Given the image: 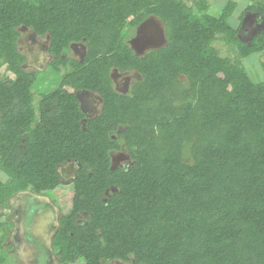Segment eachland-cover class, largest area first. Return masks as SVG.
<instances>
[{
    "label": "trees",
    "instance_id": "1",
    "mask_svg": "<svg viewBox=\"0 0 264 264\" xmlns=\"http://www.w3.org/2000/svg\"><path fill=\"white\" fill-rule=\"evenodd\" d=\"M187 1L0 0V68L14 75L0 77V205L66 183L58 167L76 160L71 209L52 238L61 264H264V80L240 63L260 53L264 70V28L244 40L236 2L214 14L206 0ZM248 11L264 23V1L251 0L239 19ZM149 17L166 43L137 55L127 38ZM22 26L49 35L42 77L56 87L40 88L23 68ZM76 42L83 61L67 55ZM112 69L140 78L122 94ZM78 89L103 101L84 126ZM111 151L129 165L111 168ZM6 223L0 264L11 260Z\"/></svg>",
    "mask_w": 264,
    "mask_h": 264
},
{
    "label": "rangeland",
    "instance_id": "2",
    "mask_svg": "<svg viewBox=\"0 0 264 264\" xmlns=\"http://www.w3.org/2000/svg\"><path fill=\"white\" fill-rule=\"evenodd\" d=\"M209 4V11L211 13L217 12L220 6L226 0H206ZM237 3V8L233 13V20L238 24L240 23V36L244 40H249L253 35L264 28V23L259 20V16L251 11H248L244 14L242 19H239L240 13L244 10L245 6L251 3V0H232ZM256 1V0H255ZM264 1V0H262ZM188 4H192L193 0H188ZM144 23H141L136 29L133 30L134 33H131L127 42L131 47H134L136 53L139 55H143L146 51L152 48L161 47L166 43V38L163 34L162 23L155 17H149ZM140 42H143L140 44ZM214 47L220 52V55L227 56L230 59H238L236 52L232 46H228L223 44L222 42L215 41L213 43ZM21 47H25L28 49V39H25V44H22ZM138 47V48H137ZM24 48V49H25ZM29 50L33 52L34 49L31 47ZM78 51V50H77ZM70 56L76 57L78 56V52L69 51ZM262 55L260 53H254L248 55L246 57L240 58V63L246 68L249 75L255 80H264V70L261 67ZM6 75H11L5 69V67L0 68V77H4ZM111 78L113 81V87L116 91L119 92H128L132 83L135 79L138 78V74L134 71H127L123 73H119L115 69L111 71ZM49 88V87H48ZM50 89V88H49ZM47 90V89H46ZM36 99L39 98L37 94H35ZM114 156L115 161L123 163L128 160V156L123 153L124 160H119L118 153L112 154ZM114 165V163H113ZM0 177L3 176L0 174ZM73 187L71 183H64L62 185L57 186L55 189L46 191L42 193V198L49 201L50 204L54 205V208H42L40 214H37L34 218L32 217L28 220L26 227H24L23 219H19V225L16 230L18 233V238L20 242V257L22 262L25 261L26 264H35V249H31L24 242V234L26 231L32 232L33 235L37 236L38 239H41L44 244L48 245L49 242V233H50V225L54 222L56 211L59 210L62 213H66L71 209V197H72ZM14 198V197H13ZM23 197L14 200V206H18L20 202H22ZM19 202V203H18ZM18 209V208H17ZM0 211L6 212L8 211L7 207H3L0 205ZM19 218V217H18ZM13 219V216H12ZM5 217H1L0 221H4ZM13 231V230H11ZM70 264V263H67ZM71 264H84V260L79 258ZM109 264H130L128 262H121L119 260H114Z\"/></svg>",
    "mask_w": 264,
    "mask_h": 264
},
{
    "label": "flooded vegetation",
    "instance_id": "3",
    "mask_svg": "<svg viewBox=\"0 0 264 264\" xmlns=\"http://www.w3.org/2000/svg\"><path fill=\"white\" fill-rule=\"evenodd\" d=\"M149 19V18H148ZM147 20V19H146ZM146 20H144L142 23H144ZM138 27V26H137ZM136 27V28H137ZM30 29V28H29ZM25 32H21L20 29V35L17 39L18 49L21 52V54L24 55V61H23V68L27 72L35 73V79H38L40 85L39 87H46V89L56 87L58 85L57 80L54 78L52 79L49 76V73H46V78H43V73L46 72L47 64L51 61L52 55L49 53V35L45 34L43 36H40L36 34L32 29H30ZM134 30V29H133ZM131 30V33H134V31ZM136 31V29H135ZM129 33V37H130ZM127 38V40L129 39ZM25 39H28V49H25L22 46V44H25ZM143 42H140L142 44ZM130 45V44H129ZM31 47H33L34 51L30 52L29 50ZM134 49V47H132ZM138 48V47H137ZM78 52V56L73 57L75 59H78L79 61H83L85 56V45L82 42H76L71 43L69 46V51ZM78 50V51H77ZM134 52L136 53V50L134 49ZM139 55L138 53H136ZM69 55V53H67ZM70 56V55H69ZM72 57V56H70ZM61 71L59 74H62L64 72V68L60 67ZM113 70V69H112ZM111 70V71H112ZM118 71L117 69H115ZM111 71H110V77H111ZM128 71H134V70H128ZM119 72V71H118ZM127 72V71H123ZM119 72V73H123ZM136 72V71H134ZM10 73V72H8ZM137 73V72H136ZM11 75H6L4 78L13 79L14 75L10 73ZM138 74V73H137ZM140 78V75L138 74V78ZM42 79V80H41ZM112 79V78H111ZM135 79V80H137ZM113 82V81H112ZM49 87V88H48ZM66 89L69 91H73L71 87L68 85H64ZM115 89V88H114ZM116 90V89H115ZM78 91H86L88 94H81L82 102L78 101L79 107H81L80 103L83 105V109L81 110L83 113V116L81 118V124H85L86 120L89 118H92L96 115H98L102 108V97L99 93L92 91V90H86V89H78L74 91L75 97ZM129 91V90H128ZM119 92V91H118ZM122 94H126L127 92H120ZM39 95V94H37ZM77 98V97H76ZM38 101V99H35ZM78 100V99H77ZM84 121V123H83ZM113 137V136H112ZM119 154V160H124L123 153L124 151H111V161L113 160L115 167H127L130 163L129 156L125 153V155L128 156V160L121 163L115 161L114 156L112 154ZM42 193L35 194L29 190L27 191H21L16 194H14L9 200H8V211L4 212L5 222L6 225L4 226L5 232H7L6 237L4 238L3 246L5 248V252L9 255L10 264H26L25 261L23 262L19 259L20 257V242L18 238V233H16V230L18 228L19 219H23L24 221V227H26V224L28 223V220H30L32 217L34 218L37 214H40L42 208H54V205L50 204L49 201L42 198ZM14 197V198H13ZM20 197H23L22 202H18V206H14V200L19 199ZM18 208V209H17ZM56 215L54 222L50 225V233H49V242L48 245L44 244L41 239H38L37 236L33 235L32 232L26 231L24 234V242L25 244L30 247L31 249H35V264H61L59 257L55 254L53 246H52V238L55 234V231L59 227V219L61 217V212L59 210H55ZM13 216V219H12ZM19 217V218H18ZM13 230V231H11ZM19 250V252H18Z\"/></svg>",
    "mask_w": 264,
    "mask_h": 264
},
{
    "label": "water",
    "instance_id": "4",
    "mask_svg": "<svg viewBox=\"0 0 264 264\" xmlns=\"http://www.w3.org/2000/svg\"><path fill=\"white\" fill-rule=\"evenodd\" d=\"M28 29L29 28H27L25 26H22L20 28V31L21 32H25V31H28ZM163 34H164V31H163ZM81 94H88V92H86V91H78V93L76 94V97H77L79 102H82V99H81V96H80ZM80 105H81L80 109L84 110L82 103H80ZM83 123H84V121H83ZM83 126H84V124H83ZM79 166H80V164L76 160H68L64 164L60 165L58 167V173L61 176V179L63 180V182H67L68 180L74 179L75 171L79 168ZM112 167H115L113 165V160L111 161V168Z\"/></svg>",
    "mask_w": 264,
    "mask_h": 264
}]
</instances>
